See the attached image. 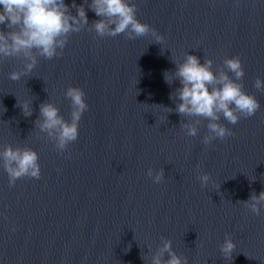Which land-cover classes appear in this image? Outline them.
Wrapping results in <instances>:
<instances>
[{
	"label": "water",
	"instance_id": "95a60500",
	"mask_svg": "<svg viewBox=\"0 0 264 264\" xmlns=\"http://www.w3.org/2000/svg\"><path fill=\"white\" fill-rule=\"evenodd\" d=\"M135 3L163 46L150 34L128 40L85 28L70 34L61 56L39 57L19 81L9 74L23 68L22 58L0 63V145L32 148L41 167L40 179L14 186L0 168V264H150L163 239L189 264H264V210L257 216L243 203L264 191V91L254 87L264 80V2ZM87 15L90 25L99 19ZM187 54L211 59L213 71L239 57L238 82L261 105L235 125L221 118L233 135L210 146L202 143L207 120L163 108H175L169 96L179 87L163 73ZM69 87L85 92L88 110L78 140L60 152L35 122L45 102L70 121ZM17 100H31V117ZM195 119L199 134L188 137L181 125ZM149 169L163 170L159 184ZM204 173L211 180L201 187ZM226 234L236 244L231 260L220 252Z\"/></svg>",
	"mask_w": 264,
	"mask_h": 264
},
{
	"label": "clouds",
	"instance_id": "9594fccd",
	"mask_svg": "<svg viewBox=\"0 0 264 264\" xmlns=\"http://www.w3.org/2000/svg\"><path fill=\"white\" fill-rule=\"evenodd\" d=\"M88 10L99 17L91 25ZM85 28L94 31L99 37L124 35L128 40L150 34L153 43L164 44L161 34L137 18L135 0H83L81 4L72 0L71 5L66 0H0V63L6 58H22L23 68L9 74V79L19 81L33 72L39 57L51 60L61 56L70 34L79 33ZM172 62L175 64V71H165L163 77L170 86L179 82V87L169 96L175 103V108H163L167 113L175 111L181 117L207 120L208 133L202 139L205 146L233 135L229 128L220 123L221 118L235 125L241 118H250L260 109L261 105L256 97L245 92L243 84L238 82L245 75L239 57L225 59L223 67L215 71L211 59H205L201 63L200 58L195 55L187 54L182 62ZM228 73H232L234 79ZM254 87L264 91V80L258 77ZM85 95L78 87H69L65 92V97L71 102L70 121L60 115L59 108L53 103L45 102L39 106L36 128L41 133H46L60 152L67 150L79 138V122L88 110ZM17 106L21 108L24 117L33 115L31 100L18 101ZM201 123V119H195L183 123L181 127L186 136L196 137ZM0 168L7 173L10 186H14L23 177H41L39 155L30 147L0 145ZM147 175L157 184L164 178L163 170L154 172L149 169ZM198 179L201 187H206L211 177L204 173ZM243 203L253 214L261 215L264 210V191L259 195L252 193ZM235 248L236 244L231 236L226 234L220 245L222 257L231 260ZM166 254L168 258L164 259ZM150 264L189 262L187 257L173 251L171 240L163 239L161 246L152 255Z\"/></svg>",
	"mask_w": 264,
	"mask_h": 264
}]
</instances>
